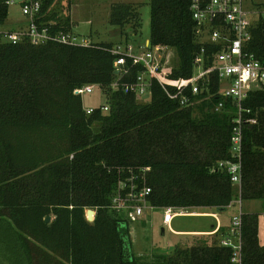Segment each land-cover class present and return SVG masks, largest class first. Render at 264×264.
I'll return each instance as SVG.
<instances>
[{
    "label": "trees",
    "instance_id": "trees-1",
    "mask_svg": "<svg viewBox=\"0 0 264 264\" xmlns=\"http://www.w3.org/2000/svg\"><path fill=\"white\" fill-rule=\"evenodd\" d=\"M60 2L49 0L39 21L71 31L70 1ZM189 3L150 0L149 42L175 50L170 77L176 79L191 75L200 48ZM7 11L0 0V22ZM108 21L125 42V26L135 34L141 25L137 5L124 2L111 4ZM113 44L0 43V264H229L230 248L207 237L139 262L129 252V222L110 208V197L129 169L137 174L145 167L154 209H225L236 196L264 201V85L243 102L255 123L243 125L238 195L217 166L231 157L235 116L231 100L214 110L219 80L212 78L209 96L187 107L168 98L155 79L149 98L141 99L111 86ZM246 50L264 62L263 19ZM139 70L130 67L121 81ZM86 84L105 95L107 111L85 112L73 90ZM87 208L95 210L92 221ZM241 218L243 263L264 264L259 213L242 211Z\"/></svg>",
    "mask_w": 264,
    "mask_h": 264
},
{
    "label": "built area",
    "instance_id": "built-area-1",
    "mask_svg": "<svg viewBox=\"0 0 264 264\" xmlns=\"http://www.w3.org/2000/svg\"><path fill=\"white\" fill-rule=\"evenodd\" d=\"M49 0H4L7 7L16 4L21 12V19L13 28L3 27L6 18L0 22V43L18 44L27 42L41 45L58 42L71 45H88L89 38L74 34L72 31L54 30L52 22L39 21L44 14V7ZM189 10L196 23V39L200 48L192 60L191 75L185 78L170 77L167 69L165 48L145 43L144 50L137 52L135 45L129 41L114 43L109 51L115 55L113 72L116 78L111 86L121 87L125 93H133L141 99L150 96L152 80L160 84L170 99L178 101L181 107L194 105L200 101L198 96H209L212 78L219 80L218 93L221 99L214 110L220 111L225 100H231L235 108L230 135V158L220 160L218 168L228 173L230 183L240 194L242 182V147L243 125L253 124L255 119L248 114L250 108L243 105L250 90L264 85V62L255 58L246 47L252 37L255 24L263 19L264 5L254 0H190ZM8 12V11H7ZM208 45V47H207ZM139 66L140 70L130 82L121 78L129 72L130 67ZM93 84L75 88L73 93L79 95L92 93ZM148 97H144L145 95ZM107 111L108 105H99ZM95 107L84 108L87 114ZM129 175L119 178L110 197V208L128 222L142 218L145 210L154 209L148 201L151 189L146 185V168H140L136 174L129 169ZM179 209V210H177ZM161 224L170 226L176 215L185 211L176 207H164L159 210ZM241 207L231 216L226 232L219 238V244L230 248L229 264H244L242 255L243 240L241 235Z\"/></svg>",
    "mask_w": 264,
    "mask_h": 264
},
{
    "label": "rangeland",
    "instance_id": "rangeland-1",
    "mask_svg": "<svg viewBox=\"0 0 264 264\" xmlns=\"http://www.w3.org/2000/svg\"><path fill=\"white\" fill-rule=\"evenodd\" d=\"M62 0H58V2ZM64 1V0H63ZM69 15L73 22L71 31L79 36L87 37L95 43L112 42L118 43L124 41L120 36L118 27L108 21L110 6L115 2L132 3L137 5L141 18L140 28L135 34L129 25L125 26L128 33L129 42L135 45V50L141 52L150 35V0H69ZM256 4H263L264 0H254ZM61 2L59 4H61ZM21 12L16 4L9 5L7 17L3 27L13 28L21 19ZM167 69H173L178 58L174 49L165 48ZM105 95L101 90L94 86L92 93L81 96L83 108L98 107L105 102ZM243 212L253 210L259 213V227H264V201L261 200H243L239 196L234 198V203L224 210H217L209 207H191L181 208L185 211L184 217H179L184 227L188 228H210L211 223L216 224L217 220L211 214H200L201 212H214L222 224H228L231 216L239 209ZM179 210V209H177ZM95 211V210H94ZM86 212V209H85ZM189 212L195 214L186 215ZM86 216V213H85ZM160 211L158 209L145 210L141 219L128 223L130 230V242L128 244L131 256L137 258L139 262L150 263L155 254L167 253L174 246V241L178 238L176 234L169 231L168 227L165 232L161 233V226L158 223ZM51 219V218H50ZM50 221V220H49Z\"/></svg>",
    "mask_w": 264,
    "mask_h": 264
},
{
    "label": "crops",
    "instance_id": "crops-1",
    "mask_svg": "<svg viewBox=\"0 0 264 264\" xmlns=\"http://www.w3.org/2000/svg\"><path fill=\"white\" fill-rule=\"evenodd\" d=\"M248 212H254V211L250 210ZM191 213L196 215V212H189L186 215H191ZM200 214L202 215L211 214L217 220L216 224L211 223L209 225L210 228H207V229L184 227L183 223L180 220H177V218L179 217H184L185 214H183V215L174 216L173 220L170 223V226H163L161 224V214H160L158 223L161 226V228L168 227L169 231L173 232L174 234L178 236V238L174 241V244H173L174 246L166 254L171 253L175 246L179 245L181 247H185V246H191L193 244H196L200 241V238L202 237H207L210 240H214V239L219 240V238L226 232L229 223L222 224L218 220L216 213L201 212ZM164 232H165V228H164V231L161 233H164ZM258 236H259L260 242L264 244V227L263 228L259 227Z\"/></svg>",
    "mask_w": 264,
    "mask_h": 264
},
{
    "label": "water",
    "instance_id": "water-1",
    "mask_svg": "<svg viewBox=\"0 0 264 264\" xmlns=\"http://www.w3.org/2000/svg\"><path fill=\"white\" fill-rule=\"evenodd\" d=\"M149 45H150V42H149ZM117 72L118 71L115 70L114 71V74H117ZM144 97L146 98V97H148V95L146 94ZM217 210L219 211V210H224V209L222 208V209H217ZM85 213H86V216L85 217H86L87 221H92L94 219V217H95V211H94V209L87 208ZM44 220L46 222H49L50 216H45ZM163 231H164V228H161V232H163Z\"/></svg>",
    "mask_w": 264,
    "mask_h": 264
}]
</instances>
